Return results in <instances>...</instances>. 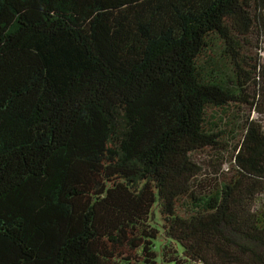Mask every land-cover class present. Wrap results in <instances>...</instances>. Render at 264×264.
Segmentation results:
<instances>
[{"label":"trees","instance_id":"16d2710c","mask_svg":"<svg viewBox=\"0 0 264 264\" xmlns=\"http://www.w3.org/2000/svg\"><path fill=\"white\" fill-rule=\"evenodd\" d=\"M263 38L264 0H0V264H264Z\"/></svg>","mask_w":264,"mask_h":264},{"label":"rangeland","instance_id":"374dc122","mask_svg":"<svg viewBox=\"0 0 264 264\" xmlns=\"http://www.w3.org/2000/svg\"><path fill=\"white\" fill-rule=\"evenodd\" d=\"M261 53H262V60H263V63H264V38H263V42H262V50H261ZM255 119H257L260 123H261V125H262V127H263V129H264V115H260V116H258V115H255ZM261 201H262V204L264 205V194L261 196ZM162 241H165V238L163 239L162 238Z\"/></svg>","mask_w":264,"mask_h":264}]
</instances>
